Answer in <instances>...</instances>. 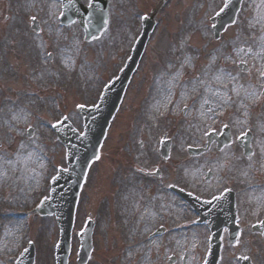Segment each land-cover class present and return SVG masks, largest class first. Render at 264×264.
<instances>
[{
    "label": "rangeland",
    "instance_id": "rangeland-1",
    "mask_svg": "<svg viewBox=\"0 0 264 264\" xmlns=\"http://www.w3.org/2000/svg\"><path fill=\"white\" fill-rule=\"evenodd\" d=\"M223 1L165 0L158 8L160 0H110L107 28L86 42L76 22L58 23L59 0H0V264H13L29 238L35 264H54L55 220L32 209L65 167L51 126L65 115L80 129L76 106L94 104L117 74L143 15L153 14L156 26L83 183L69 264L87 218L95 226L86 264L201 263L205 231L182 229L186 207L140 176L159 164L158 137L166 132L172 145L162 180L202 194L235 184L240 206L255 205L250 197L264 193L256 187L264 173V0H242L234 23L214 39L210 17ZM224 127L229 144L187 154L188 146H206L207 131L219 136ZM246 130L252 153L243 157L236 139ZM158 223L175 233L146 238ZM248 249L224 244L218 264H237L236 254ZM252 262L264 264V255Z\"/></svg>",
    "mask_w": 264,
    "mask_h": 264
},
{
    "label": "water",
    "instance_id": "water-1",
    "mask_svg": "<svg viewBox=\"0 0 264 264\" xmlns=\"http://www.w3.org/2000/svg\"><path fill=\"white\" fill-rule=\"evenodd\" d=\"M105 7H106V0H94V2H92L91 8H89L87 10H85V9L81 10V13H79V16L81 17L80 22H81L82 26L85 28L87 34H90L94 28H97L99 26L98 24L102 20L103 9H105ZM129 72H130V69H128L126 71L125 75L121 79V82L124 83ZM117 95H118V90L115 91V98H114L115 100H118ZM110 97H111V92L108 89L103 96V101H101L102 105H103V111H104V109L108 108L106 114H103L102 109L99 111L95 109V110H90V112H87V115L85 114L86 116L85 115L83 116L84 121H89V124L86 128L84 135L81 136L80 140H79V138H76L75 141H77V142L79 141V143L83 145L87 142L88 139L94 137L92 145L95 144L96 140L98 139L99 134L102 133V131L105 127V124L104 125L102 123L98 124V122L101 121L100 118L102 117V121L104 122V119L107 116V114L109 113L108 115H110L113 112L114 107L116 106V103H112L109 107L110 103H107V99H109ZM102 125H103V128H102ZM70 131H71L70 139H73V137L76 135V132L73 129H71ZM90 135H91V137H90ZM66 145L68 147L69 154H72V152L78 147V144L73 142V141H71V143L69 141L66 142ZM93 148H94V146L92 147V149ZM89 155H87L85 157L84 164H85L86 159L89 157ZM84 164H83V166H84ZM83 166H82V168H83ZM63 239L64 240L66 239L65 236L63 237ZM63 239H62V242L60 243V249L63 250V253L61 254V251L59 252L60 260H61L62 264H64V257H65V253H66V251H64V248H63V242H64ZM82 249L83 250L85 249L84 254L88 251V242L86 244V242L83 241Z\"/></svg>",
    "mask_w": 264,
    "mask_h": 264
},
{
    "label": "flooded vegetation",
    "instance_id": "flooded-vegetation-1",
    "mask_svg": "<svg viewBox=\"0 0 264 264\" xmlns=\"http://www.w3.org/2000/svg\"><path fill=\"white\" fill-rule=\"evenodd\" d=\"M238 221H239V232L237 236L236 246L241 244H246L248 251V256L261 258L264 255V210L258 211L255 208L252 211H247L242 213L240 209H237ZM241 219V220H240ZM243 221V223H241ZM254 246V248L252 247ZM241 253L237 254L238 258Z\"/></svg>",
    "mask_w": 264,
    "mask_h": 264
},
{
    "label": "snow or ice",
    "instance_id": "snow-or-ice-1",
    "mask_svg": "<svg viewBox=\"0 0 264 264\" xmlns=\"http://www.w3.org/2000/svg\"><path fill=\"white\" fill-rule=\"evenodd\" d=\"M90 7H91V4L89 5ZM141 19H147V17H141ZM31 21L32 22H35L36 21V17L35 16H33V17H31ZM50 55V54H49ZM78 107H83V105H79ZM65 120L67 119V117H65L64 118ZM53 127H55V125H53ZM98 158V157H97ZM243 259H245V260H247V259H250L249 257H244Z\"/></svg>",
    "mask_w": 264,
    "mask_h": 264
},
{
    "label": "bare ground",
    "instance_id": "bare-ground-1",
    "mask_svg": "<svg viewBox=\"0 0 264 264\" xmlns=\"http://www.w3.org/2000/svg\"><path fill=\"white\" fill-rule=\"evenodd\" d=\"M157 107H158V106H157ZM204 109H205V114H204V116H208V111H206V110H208V107H207V106H204ZM258 200H259V199L256 198V202H257ZM9 239L12 240V236H10Z\"/></svg>",
    "mask_w": 264,
    "mask_h": 264
}]
</instances>
